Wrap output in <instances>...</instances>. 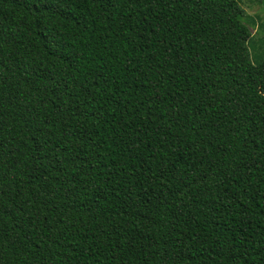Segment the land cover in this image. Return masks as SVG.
<instances>
[{
  "label": "trees",
  "instance_id": "trees-1",
  "mask_svg": "<svg viewBox=\"0 0 264 264\" xmlns=\"http://www.w3.org/2000/svg\"><path fill=\"white\" fill-rule=\"evenodd\" d=\"M240 1L0 0V264H264Z\"/></svg>",
  "mask_w": 264,
  "mask_h": 264
},
{
  "label": "rangeland",
  "instance_id": "rangeland-1",
  "mask_svg": "<svg viewBox=\"0 0 264 264\" xmlns=\"http://www.w3.org/2000/svg\"><path fill=\"white\" fill-rule=\"evenodd\" d=\"M239 7L249 31L247 49L250 57L255 58L264 51V0H242Z\"/></svg>",
  "mask_w": 264,
  "mask_h": 264
}]
</instances>
